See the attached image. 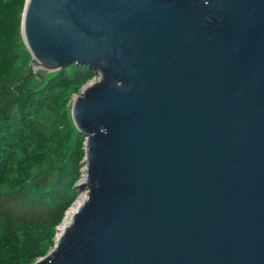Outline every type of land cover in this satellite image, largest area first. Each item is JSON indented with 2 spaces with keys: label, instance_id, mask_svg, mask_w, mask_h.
I'll return each mask as SVG.
<instances>
[{
  "label": "water",
  "instance_id": "95a60500",
  "mask_svg": "<svg viewBox=\"0 0 264 264\" xmlns=\"http://www.w3.org/2000/svg\"><path fill=\"white\" fill-rule=\"evenodd\" d=\"M22 35L100 80L87 197L36 264H264V0H27Z\"/></svg>",
  "mask_w": 264,
  "mask_h": 264
},
{
  "label": "trees",
  "instance_id": "16d2710c",
  "mask_svg": "<svg viewBox=\"0 0 264 264\" xmlns=\"http://www.w3.org/2000/svg\"><path fill=\"white\" fill-rule=\"evenodd\" d=\"M26 1L0 0V264H32L44 256V243L53 240V228L74 202L77 177L70 172L65 183L53 176L62 145L55 149L38 116L42 108L51 111L52 93H61L54 109L59 114L69 89L95 76L87 67L73 66L26 89L25 78L15 74L23 58L19 30Z\"/></svg>",
  "mask_w": 264,
  "mask_h": 264
},
{
  "label": "rangeland",
  "instance_id": "374dc122",
  "mask_svg": "<svg viewBox=\"0 0 264 264\" xmlns=\"http://www.w3.org/2000/svg\"><path fill=\"white\" fill-rule=\"evenodd\" d=\"M23 21V19H22ZM19 36L21 39V43L24 45V47H20V53L23 57L20 61V66L15 71L16 75H19V79L25 78L24 81H26V89L27 88H35L36 86L44 85L45 81H49L52 79L51 77L54 75L55 72L47 71L43 68H36L32 70L30 68V63L32 56L30 52L28 51L22 35V27L19 30ZM69 68V67H68ZM92 72V71H91ZM93 74V73H92ZM94 75V74H93ZM94 79V80H93ZM99 82V77H93L90 81L86 83H82L81 85H75L69 89L68 96L64 99V106L62 107V110L59 114H57L54 109L58 108L56 104V99L58 97V100H61V93H52L51 97L47 100L51 103L50 105V112H47L44 108L40 109L43 112L38 116L40 125L45 127V134L52 139H54V145L55 149L58 148V143H61L60 149L57 150V154H55V172L53 174L54 177H56V180H62L66 183L69 177V173H74L73 176L77 177V183H80V181L83 178L84 173L86 172V166L84 165L85 161V148H86V140L85 137L79 132L77 126L74 123L73 118V107L74 103L77 100L78 97L81 96V94L84 92L86 87L89 84H92L93 82ZM66 100V101H65ZM62 102V101H61ZM71 125V126H70ZM83 138L81 139L79 138ZM81 144V148L83 150V156L78 157V150ZM54 150V149H53ZM77 166V169H76ZM63 182V183H64ZM75 185V189H76ZM77 190V189H76ZM87 197V192H78L76 194L74 202L71 204L69 209L74 207V205L79 201L82 200L81 203H83L84 199ZM83 198V199H81ZM68 209V210H69ZM66 211V213L68 212ZM66 214L64 216V219L62 222L53 228L55 232L53 233V240L51 242L44 243L43 249L46 250V253L44 256L39 257L37 261H35L32 264H36L39 260L45 258L49 254L53 252L57 245V240L60 237V234L58 232V228L61 227L63 224ZM2 222L0 221V224ZM2 228V225H0ZM25 228V227H23ZM26 229V228H25Z\"/></svg>",
  "mask_w": 264,
  "mask_h": 264
},
{
  "label": "bare ground",
  "instance_id": "6f19581e",
  "mask_svg": "<svg viewBox=\"0 0 264 264\" xmlns=\"http://www.w3.org/2000/svg\"><path fill=\"white\" fill-rule=\"evenodd\" d=\"M86 171V170H85ZM83 199V198H81ZM82 200H79L75 205L74 207H72L70 210H68L67 212V217L65 218L63 224L61 225V234L68 228V225L70 224V222L72 221L73 217H75V214L77 213L78 211V208L80 207V205L82 204L81 203ZM60 234V236H61Z\"/></svg>",
  "mask_w": 264,
  "mask_h": 264
}]
</instances>
